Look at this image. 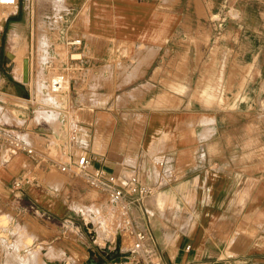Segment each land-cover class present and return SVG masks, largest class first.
<instances>
[{
    "label": "crops",
    "instance_id": "crops-1",
    "mask_svg": "<svg viewBox=\"0 0 264 264\" xmlns=\"http://www.w3.org/2000/svg\"><path fill=\"white\" fill-rule=\"evenodd\" d=\"M62 1L49 43L36 48L44 58L37 62L38 89L30 88L32 58L19 73L21 94L0 74V123L35 151L13 152L0 141V200L34 238L26 250L41 247L44 255L52 250L79 264L121 258L108 259L93 241L108 238L109 252L119 245L118 210L81 177L54 166L66 152L70 122L77 127L75 150L89 156L92 168L113 174L119 187L159 182L131 205L130 216L162 264H264V0ZM190 19H200L197 40L207 34L206 42H188ZM72 38L81 40L79 50L65 45ZM134 46L177 53L163 60L172 69L159 73L163 61L153 57L136 71L140 82L122 92V102L86 103L84 96L94 98L93 76L115 51ZM57 47L80 53L73 63L81 67L70 74L69 94L54 97L41 86L69 61ZM14 64L3 68L16 81ZM38 109L56 113L54 121ZM36 138L44 142L35 145ZM23 175L32 182L22 187L18 204L11 183ZM75 201L88 202V213L77 214Z\"/></svg>",
    "mask_w": 264,
    "mask_h": 264
},
{
    "label": "rangeland",
    "instance_id": "rangeland-1",
    "mask_svg": "<svg viewBox=\"0 0 264 264\" xmlns=\"http://www.w3.org/2000/svg\"><path fill=\"white\" fill-rule=\"evenodd\" d=\"M146 4H149L151 9L153 8L151 3L146 2ZM64 8L65 6L62 0H20L18 8L15 9V13H13V10H9V12L5 11L4 14L6 15V19L2 25V29L0 30V74L5 80H9L16 93L21 94L23 92V87L19 85L17 81L20 78L21 74L19 73L21 72L22 68L24 69L26 67L28 58H32V75L34 77V81L30 83V88L34 90L35 86L37 84L39 85V83H37L35 80V76L36 79H40L38 73L40 75L42 67L37 62H39V60L41 59L43 60L44 58L42 57L43 53L40 51H36V48L43 43H49V37L52 31L50 30V27H53V25H55L57 28V24L61 20L58 16L59 12ZM199 9V16L202 15L203 17H205L203 7L200 6ZM62 20L64 21V23H66V19L64 20L63 18ZM47 21H50V23H48ZM149 22L152 23L153 18H149ZM193 22L194 21L190 19V23L188 25V42H194L197 45L200 42H206V40L208 39L207 34H204L203 36L201 35L202 39L200 41L197 40L198 31L202 30V28H200L202 27V25L200 24V19H198L196 23ZM56 50L61 54L62 58H65L69 53L68 49L65 47H57ZM154 54L155 51L140 49L138 46H134L130 49H118L113 54V60L107 66L101 68L100 73L97 76H93V79L95 81L94 85L91 86V89L94 93L93 100L89 102L90 98L88 96H84L83 100L86 103L90 104H100V102L104 98L111 97L113 100L118 99L119 102H122L125 99L124 95H122V92L124 90L130 89L131 87L137 86L140 82L134 79L135 77L140 75L139 72L136 71L140 70L142 65L148 64L150 60L153 59V57H156V63L158 64L166 58L173 57L177 53H171L170 51H163L161 53H158L157 51L155 56ZM13 62L15 64L14 67L10 70V73L13 74L16 81L13 80L3 68L5 65L9 69L11 67V63ZM167 65V67L164 66L163 61V65L159 66V73H164L167 69L170 72V69H172V67H170V64ZM176 70L178 71V73L181 72L179 68H176ZM104 71H107V74H105ZM149 86V84L138 86L134 93H139V90L143 91ZM38 87L39 86H36L37 89ZM3 90L4 89L2 88L1 91ZM69 91L70 88L67 91V95L69 94ZM107 92L108 94H106ZM2 96H0V98H2ZM7 112L9 113L10 111L8 110ZM37 113H40L42 118L51 122L54 121L53 119L57 115L52 111L45 112L41 111V109H38L36 114ZM9 116L10 115L7 113L3 115L4 119L7 121L9 119ZM6 128L9 129L10 127ZM42 142H44L43 139L36 138L34 144L38 145V143ZM54 174L55 172H52V174H50L52 176L50 177L53 178ZM86 205H89V203L75 201L73 203L74 207H72L77 214H80L79 210L86 214L89 211V209L85 207ZM95 205L96 204H94V206ZM1 217L0 264H47L48 262H55L56 260L61 261L62 264H79L73 263L72 258L64 256L62 254L54 255L52 253V250H49L44 255L45 252L41 247H37L36 250H31V248L29 250H26V247L31 245L34 238L28 237L27 231L22 226V218L20 216H17V214H15L14 216V213L10 210V207H8V205H6V202L2 200H0V219ZM71 231L72 230L70 229V234H73ZM45 261L48 262L46 263Z\"/></svg>",
    "mask_w": 264,
    "mask_h": 264
},
{
    "label": "built area",
    "instance_id": "built-area-1",
    "mask_svg": "<svg viewBox=\"0 0 264 264\" xmlns=\"http://www.w3.org/2000/svg\"><path fill=\"white\" fill-rule=\"evenodd\" d=\"M20 0H0V16L12 9H17ZM65 45L70 49L79 50L82 42L78 38L68 39ZM68 62L65 63L59 70H55L49 77L42 88L45 94L58 97L67 93L71 88V72L80 69V65L73 62L81 60L80 53H69ZM66 115H68L65 112ZM68 120V116H67ZM77 140V127L75 124L68 125L67 139L62 145L65 147L66 152L62 155L61 159L54 162V166L62 173H69L81 177L92 189L104 194L109 202L118 210L122 227H118L119 233V248L117 249V256L120 260L109 262L107 264H162L158 259L155 252L145 246L146 236L143 232L138 231L130 216L131 205L135 202H141L150 196L155 189L159 187V182L153 185H146L139 182L127 184L124 188L118 186L117 178L113 174L106 173L103 169L92 168L91 159L89 156L81 151L75 150V143ZM0 141H3L10 146L13 152H24L28 156H34L35 151L24 140L19 137L11 136L4 129L0 123ZM161 165V163H160ZM32 182V179L27 175L16 178L11 183V188L14 193V200L20 204L21 196L20 191L25 184ZM91 223V222H89ZM88 222L86 227L90 230L91 237H96L91 230L93 227ZM99 250L108 256L111 252L107 251L106 246H111V241L108 238H94ZM123 242V243H122ZM186 250L190 246H186ZM177 264V263H171ZM204 264V263H194Z\"/></svg>",
    "mask_w": 264,
    "mask_h": 264
},
{
    "label": "bare ground",
    "instance_id": "bare-ground-1",
    "mask_svg": "<svg viewBox=\"0 0 264 264\" xmlns=\"http://www.w3.org/2000/svg\"><path fill=\"white\" fill-rule=\"evenodd\" d=\"M13 10V13H15L16 12V10L15 9H12ZM9 12V11H8ZM5 19H6V15L5 14H2L1 16H0V30L2 29V25H3V23H4V21H5ZM3 217V216H2ZM2 217H1V221H2ZM4 218V217H3ZM2 223V222H1ZM3 225H5V224H3ZM1 226V225H0ZM20 244V243H19ZM118 247H119V245H117V246H115L114 247V251L115 250H117L118 249ZM106 249H107V251H109V249H108V246H106ZM15 250H17V249H15ZM27 255V254H26ZM27 263V262H26ZM30 264V263H29Z\"/></svg>",
    "mask_w": 264,
    "mask_h": 264
},
{
    "label": "water",
    "instance_id": "water-1",
    "mask_svg": "<svg viewBox=\"0 0 264 264\" xmlns=\"http://www.w3.org/2000/svg\"><path fill=\"white\" fill-rule=\"evenodd\" d=\"M25 70H26V67H25ZM115 256H117V250H115V252H113V253H110V254L107 256V258H108V259H111V258H114ZM89 264H97V263L91 260Z\"/></svg>",
    "mask_w": 264,
    "mask_h": 264
}]
</instances>
